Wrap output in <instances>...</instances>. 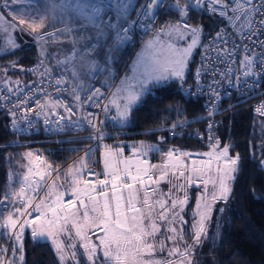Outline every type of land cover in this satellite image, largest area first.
<instances>
[{"label": "snow or ice", "instance_id": "snow-or-ice-1", "mask_svg": "<svg viewBox=\"0 0 264 264\" xmlns=\"http://www.w3.org/2000/svg\"><path fill=\"white\" fill-rule=\"evenodd\" d=\"M66 3L85 22L86 31L90 26L98 35L111 40L116 52L122 51L121 46L129 41L136 25L146 28L151 25V37L137 54L131 75H125L117 84L110 74L99 87L91 86L83 95L80 89H70L66 65L63 71L57 70L60 75L48 78L49 87L54 82L55 96L39 87H29L25 92L19 81L12 87L13 81L5 80L3 86H7L9 96L18 97L9 110L13 133L24 135V125L31 129L34 123L42 121L46 132L63 133L69 128L83 130L87 126L92 135L80 142H99L105 139L102 125L108 119L125 124L133 106L154 86L176 80L183 89L187 82L185 69L194 50L201 48L200 66L193 79L198 93H206L209 99L205 106L209 119L205 134L210 151L197 153L195 157L208 159H196L176 148L163 151L155 144L143 142L132 146L134 158H124L123 147L105 145L106 151L101 153L102 173L88 166L92 154L88 148L69 167L63 184H58L63 169L54 168L40 153H24L20 159L22 171L10 170L7 190L0 193V240L4 241L0 245V264H24V240L29 232L34 240L47 238L52 242L60 264H80L81 249L88 264H192L193 251L208 238L207 223L212 213L225 211L215 205L228 202L240 170L239 153L232 156L230 143L222 145L218 134L213 138L217 126L211 120L218 114L220 100L226 93L230 97L228 90L239 92L246 88L250 94L264 84V0H91L90 3L66 0ZM72 5L76 7L72 9ZM5 11L11 22L0 14V35L7 37L10 49L17 46L13 39L16 33H27L40 45L43 60L44 45L51 35L42 27L41 0H0V13ZM160 11L171 18L157 27L153 21ZM194 14L218 18L220 27L214 37L202 39L203 26L188 23ZM65 95H70L71 100H66ZM3 99L8 101V97ZM92 108L104 113V119H100L98 112L90 111ZM175 111L178 119L168 129L173 136L189 124L179 119L182 115L179 109ZM254 111L261 118L260 137H264V101ZM29 113L35 120L28 118ZM160 142H164L163 137ZM251 149L253 158L260 152L259 166L264 168V143L259 147L251 145ZM153 153L163 157L160 164L148 159ZM206 164L207 170L203 167ZM203 174L209 178L204 179ZM194 182L197 188L202 182L203 189L197 196L193 243L189 245L184 214L189 205L186 186ZM162 184L169 185L167 191ZM157 248L166 251L167 257L156 259ZM142 254L152 258L143 261Z\"/></svg>", "mask_w": 264, "mask_h": 264}, {"label": "trees", "instance_id": "trees-1", "mask_svg": "<svg viewBox=\"0 0 264 264\" xmlns=\"http://www.w3.org/2000/svg\"><path fill=\"white\" fill-rule=\"evenodd\" d=\"M71 21L81 24V21L74 17ZM189 21L200 23L204 29H209L214 23L209 17L195 14ZM74 33L86 37L91 34V30H82L80 27ZM99 57L98 53L95 60ZM5 60L15 61V68L18 67V70L13 73H19V76L24 77L25 71L21 68L25 69L32 63L34 50L27 46L6 55ZM196 64L185 77L186 81L189 80ZM251 108L250 101L234 103L230 99L221 100L216 136L218 134L222 145L227 143L232 145L230 152L232 156L239 153L240 170L232 185L231 196L222 206L225 208L224 213L220 215L218 211L212 213V218L207 223L208 238L193 251L192 264H264V168L259 166L260 152L257 151L253 158L251 149V145L259 147L264 143V137H260L261 118L255 116ZM170 109L172 111H169ZM175 109H179L182 113L180 120L194 121L202 115L201 101L185 96L179 82L169 81L154 86L133 106L121 132L109 127L112 125L107 123L104 130L111 134L110 137H105L104 141L111 145L116 140L125 144L140 145L141 142L155 144L163 151L168 148L206 150V147L194 140L169 139L167 128L178 119ZM88 137L86 131L48 141H44L39 135L17 136L8 130L6 118L0 117V193L7 190L10 170L16 171V167L20 165V154L25 153L30 147L36 146L39 150L50 149V152H45L44 155L47 161L55 168H65L84 155L82 150L90 144V141L85 143L80 141H86ZM161 137L164 138L163 143L160 142ZM14 154L19 155L17 160ZM197 190V187L192 188V198ZM193 203L192 201L186 207L184 213L188 221L185 225L186 242L192 239ZM3 243L4 241L0 240V245ZM23 256L24 264H60L55 248L46 240H34L30 232L25 236ZM100 261H103L101 256ZM80 264H88L82 254Z\"/></svg>", "mask_w": 264, "mask_h": 264}, {"label": "built area", "instance_id": "built-area-1", "mask_svg": "<svg viewBox=\"0 0 264 264\" xmlns=\"http://www.w3.org/2000/svg\"><path fill=\"white\" fill-rule=\"evenodd\" d=\"M82 2L90 3L91 0H82ZM59 3L63 5V7L69 9L68 4L66 3V0H59ZM75 7L76 5H72V9H74ZM198 16L209 17L214 22L212 25H210L209 29L203 28L202 39L206 40V39H209L210 36L214 37L216 34V30H218V28L220 27V22L218 18L210 17L207 14H202ZM170 18H171L170 15L164 14L163 11H160L158 18H156L153 21V23L157 27H159L162 24V22H167ZM188 23L193 26L201 25L200 23H192L189 20H188ZM84 29H85V26L82 27V30ZM88 29L91 30V34L86 36L85 41L81 44V46L78 49L73 50V52L70 54V57L73 60H76L80 57H87V56L95 58L96 55L99 53L100 57L96 58L97 62L95 64L94 70L89 76H85L82 79H74L70 75L68 70H66V73H65V75L69 78L68 83H69L70 89H73V90L80 89L82 95L86 93L91 86L99 87L101 83H103L104 80L107 78V76L110 74L114 77V82L118 84L119 80L123 79L125 74L131 71V66L137 54L143 50L145 43L151 37V33L153 31V29L151 28V25H149L147 28L143 25H136L131 30L132 35L129 41L126 44L121 46L122 51L116 52L115 46L111 40L107 39L105 36L98 35L94 29H91L90 26L88 27ZM89 45H92L91 49H89ZM33 46H34V51H35L34 60L32 61L31 64H29L25 68V70L36 69V71L35 72L25 71L24 79L19 81L20 85L21 87H23L25 92L28 91L29 87H39L42 90H46L48 93H51L53 96H55L57 95V93L54 91V87H55L54 82H53V86L49 87L48 78L51 76L60 75V72H58L57 70L60 69L61 71H63L65 69V65L61 63L60 61H58L54 56H52L48 52L45 46L44 48H45L46 54L42 60L40 45L36 42V43H33ZM201 55H202V49L199 48L198 53H197V58H196L197 64L195 68L193 69L192 73L190 74L189 80L184 84L182 92L187 97H190L192 99H199L201 101L202 115L199 118L195 119L194 121H188L189 124L184 127L183 131L178 130L175 136H173L168 131V129L171 126L167 128V134H168L169 139L186 138V139L197 141L198 143L206 147V150L204 151H192V150L179 149L186 153L193 154L194 158H200V157H195V154L204 153L210 150L209 140H208L207 135L205 134L207 130V124L209 122L208 112L205 110V106L208 105L209 99L206 93L204 94L198 93V90H196L194 79H193L196 69L200 66ZM241 55H242V51H241ZM41 60H42V63H41V66H39ZM12 87H15V83L12 85ZM184 89H186L187 91H185ZM228 91L230 92V97L226 93L222 99H230L234 103L250 101L251 107H252L251 108L252 113L255 116L259 117L258 114L255 113L254 109L257 105L261 104V102L264 101V84L257 86L255 90L252 91L250 94L248 93L246 88H242L241 91L239 92L233 91V90H228ZM0 93H3V97H8V101H5L3 97H0V117L3 116L6 118L7 128L11 133H13L12 125H11V118L9 116V110L12 107V102H14L18 97L9 96V93L7 91V86H3V85H0ZM22 95L23 93H21V96ZM64 98L66 100H71L70 95H65ZM221 100H220V107L217 110L218 114L215 115V117L212 118L211 120V122L215 124L216 126H218L217 117L221 111ZM29 106L32 107V105H29ZM90 111L98 112L99 117L102 120V115H103L102 112H99V110L96 108H92L90 109ZM28 118L35 120V117L31 113H29ZM200 121H203V122H200ZM24 127L26 129V134L21 135L19 133H15V135L22 136V137H30V136L39 135L43 138L44 141H48V140H52V139H56V138L64 137V136H72V135H76L84 131L87 132L88 136L92 135V132L87 129V126H85L83 130L69 128V129H66L65 132L63 133H57L54 130L51 132H46L42 121H40L39 123H34L31 129H27L26 125H24ZM53 129H55V125H53ZM216 130H217V127L213 134V138H216ZM200 136H203V139H200L199 138ZM133 145H136V144L123 143V145H115L114 147H117V148L123 147L124 149L123 157L124 158H134L133 149H132ZM88 148L92 149L91 158L88 159L87 161L88 166L92 168L94 172L98 174L102 173L104 171V166L101 160V153L106 151L105 146H104V139L99 142L90 141V144L82 150V153L84 154L85 150ZM45 152H50V149L48 148L45 150L42 149V150H39L37 153L45 155ZM159 155H160L159 153H153L148 157V159L150 160L151 163L155 164L153 157L159 156Z\"/></svg>", "mask_w": 264, "mask_h": 264}, {"label": "rangeland", "instance_id": "rangeland-1", "mask_svg": "<svg viewBox=\"0 0 264 264\" xmlns=\"http://www.w3.org/2000/svg\"><path fill=\"white\" fill-rule=\"evenodd\" d=\"M41 4H42L41 16L43 17L42 27L44 28V30L47 33H49L51 35V40L49 42H47L44 46L47 48L48 52L52 56H54L58 61L59 60L61 61V59H63L64 56H66V55L67 56L65 59L67 60L68 63H72L73 61H76L73 59H69V57H70V54L74 50V45L77 44L79 46L80 43H79L78 39L73 41L71 39L70 35H72V36L75 35L74 32L77 31V29H79L80 27H84L85 26L84 21L79 18L78 14L70 11L69 9H67L65 7H62V5L59 3V0H41ZM15 7H19V6L17 5ZM9 8H13V6L9 5ZM0 14L5 15L8 19V21L11 22V16L8 15L7 11L0 13ZM73 17L80 20L81 24H75L73 21H71V18H73ZM17 23H18V21H17ZM68 30L70 33L68 32ZM84 38H86V37H84ZM13 39L16 41V45H17L14 50L10 49L7 37H3L2 35H0V85H3V82L5 80H9V79L13 81V84L15 83V81H20V80L24 79L23 76H19V73H16V74L13 73V71L18 70V67L15 68L16 66L12 65L13 62H15V61L7 62L5 60L6 55H8L14 51L21 50L27 46L32 47L34 50L33 43H36V41L33 39V36L29 35L27 33H24V34L16 33L13 36ZM198 50H199V48L195 49L193 52V55H192L191 60H190V64H189L188 68L185 69V77L187 76V74L189 73L191 68L196 63V55L198 53ZM34 53H35V51H34ZM1 57H3V58H1ZM96 62H97L96 60H93V58L87 56L84 58H79L78 62L75 63V66L79 71L83 70L84 73H88L90 71V67L93 68L92 71L94 70ZM125 75H131V71L129 73H126ZM172 81H176V80H172ZM176 82H179V81H176ZM103 119H104V113L102 115V120ZM108 121H110L109 124L112 125L109 127L116 129L118 132L119 131L121 132L123 125H125V124L120 125L119 123H117L116 121H113L111 119H108ZM105 126L106 125H103V128H105ZM118 132H117V135H119ZM108 133L109 132L104 130L105 137H108V136L110 137L111 133L110 134H108ZM129 144H133V143H129ZM105 145H108V146L123 145V142H121V141L119 142L118 140H116V142H114L113 145H111V144L106 143L104 141V146ZM168 149H171V148H168ZM168 149H166L164 151H167ZM176 149H178V148H176ZM29 151L37 153L39 151V149H38V147L34 146V147H30L26 152H29ZM209 151L210 150H208L206 152H209ZM23 154H20L21 157L23 156ZM15 157L17 160L19 155L16 154ZM21 157L19 159H21ZM81 157H79L78 160H76V161H79ZM162 159H163V157L161 155L153 157L155 164H160ZM196 159L207 160V157H205V158L200 157V158H196ZM14 160H15V158H14ZM188 162L191 163V159H189ZM73 164H69V165L65 166V168L58 167V169L64 170V172L62 173V180L57 181L58 184H63V176L67 173L69 167L72 166ZM197 166L199 167L200 165H197ZM203 167L205 168V170H207L208 165L206 164ZM16 168H15L16 173H20L22 171V168L20 165ZM215 168H216V162L213 161L211 164L213 178H215ZM198 175H201V174H198ZM203 178L208 179L209 177L207 174H203ZM67 186H68L67 184H64L65 188H67ZM168 187H169L168 184H162L163 189L167 190ZM186 187H187L188 193H189V205L192 203V201L194 202L193 203V205H194L193 206V212H194V209L196 207L197 196L200 194V192L203 189V183L200 182V186H199L198 190L196 191L195 196L193 198L191 197V195H192L191 190H192V188L197 187L196 182H194L191 185H187ZM209 189H211V183L209 184ZM222 206H223V204H218V205H215V208L216 207H222ZM218 214L220 215L219 211H218ZM192 231H193V229H192ZM99 235H103V232H100ZM92 239L96 240V236H92ZM41 240H46L53 246L52 242L50 240H48L47 238H42ZM186 243L191 245L193 243V239H191L190 242H186ZM80 253L84 256L82 249L80 250ZM101 257L103 258L102 254H101ZM154 257L156 259L166 258L167 252L166 251L160 252L159 248H157L156 253H154ZM140 258L143 261H147V260L151 259L152 257H149L147 254H142ZM18 259H19V257H18Z\"/></svg>", "mask_w": 264, "mask_h": 264}, {"label": "crops", "instance_id": "crops-1", "mask_svg": "<svg viewBox=\"0 0 264 264\" xmlns=\"http://www.w3.org/2000/svg\"><path fill=\"white\" fill-rule=\"evenodd\" d=\"M75 34V33H74ZM71 36V39L73 40V41H75L76 39H78L79 40V43H80V45L78 46L77 44H75L74 45V50H76L77 48H79L80 46H81V44L85 41V38L84 37H82V36H77V35H70ZM73 49V48H72ZM71 49V50H72ZM67 56V55H66ZM66 56H64V58L63 59H61V63H63L64 65H66L67 66V69H68V71L71 73L70 75L74 78V79H82V78H84L85 76H89L90 75V73L92 72V67H90V71L88 72V73H84L83 72V70L81 71H79L77 68H76V66H75V63L76 62H78V60H79V58L78 59H76V61H73L72 63H68L67 62V60L65 59L66 58ZM80 58H84V57H80ZM91 58H93V57H91ZM93 60H95V58H93ZM107 123H110V121H108L107 120V122L104 124V125H107ZM109 125H111V124H109ZM106 127V126H105ZM119 142H120V140H119ZM122 142V141H121ZM84 156V155H83ZM76 160H78V159H76ZM75 160V161H76ZM74 161V162H75ZM74 162H72L71 164H73ZM65 188V187H64ZM67 189H68V191H71V189H70V187L69 186H67ZM63 190V189H62Z\"/></svg>", "mask_w": 264, "mask_h": 264}]
</instances>
